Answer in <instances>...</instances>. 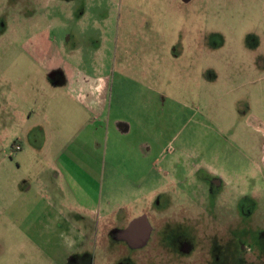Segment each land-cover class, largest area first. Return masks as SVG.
<instances>
[{
	"label": "rangeland",
	"instance_id": "obj_1",
	"mask_svg": "<svg viewBox=\"0 0 264 264\" xmlns=\"http://www.w3.org/2000/svg\"><path fill=\"white\" fill-rule=\"evenodd\" d=\"M206 2L0 0V174L17 179L0 180V239L15 241V264H264V0ZM83 74L109 82L110 130L95 143L112 212L81 225L40 150L22 167L10 158L20 137L46 144L56 120L71 129L83 108L66 84ZM141 216L152 234L137 248L121 235ZM71 224L92 235L72 254L60 238Z\"/></svg>",
	"mask_w": 264,
	"mask_h": 264
},
{
	"label": "crops",
	"instance_id": "obj_2",
	"mask_svg": "<svg viewBox=\"0 0 264 264\" xmlns=\"http://www.w3.org/2000/svg\"><path fill=\"white\" fill-rule=\"evenodd\" d=\"M47 54L50 64H54L56 59H53L50 52H47ZM51 60L53 63H51ZM56 66L59 65L57 64ZM72 77L73 79L66 84V92L70 94V97L74 99V102H77V104L83 108V111L81 112L78 110L79 112L77 113H75V111L74 113H70L68 126H71V129L67 130L64 127L65 125L67 126V121L64 123L63 121L59 120L58 122L56 120L55 125L53 126V128L56 129L50 132V141L46 144L41 141L31 143L30 140H25L24 136L20 137L18 138L15 146L17 148L20 147L21 149L17 151L22 153L18 154L15 159H10L11 161H18L19 167H22L27 163L25 157L23 156L24 153H26L27 157V151L40 150V153L43 154L44 163H47L45 166H42V172H46L49 168L51 170L58 171L64 181L68 182L66 190L67 193L63 194V196L67 195V200H69L72 204L71 207H69L70 211H72L70 214H77L78 223L82 225L83 223H89L91 221V216L94 217L95 215H98L99 219L103 220L104 217L109 216L112 212L111 205L103 208V201L99 197L100 190L97 183L101 180L102 176L105 175L106 168L103 160V145L101 146L99 143H95V137L98 135L97 132L99 133L104 131L107 136L110 130L107 123H105L104 120H101L104 118L105 114V112H102V109L104 108V104L107 103L106 97L108 95L109 82L107 79L103 78H99L97 82L96 80L91 79L88 75L85 76L84 74L79 77ZM96 87H99V89L104 87V90L98 94L96 93L98 91V88ZM47 116L48 114L45 113L44 118H47ZM80 116L84 118V124L78 128V125L81 122H79ZM28 118L31 120L33 118V114H31ZM49 118H51V123H54L52 119L57 117L52 114ZM116 123L118 132L126 133L127 125L121 122ZM36 137H39V134H36ZM112 148L113 146L111 147V150ZM107 149L110 151L109 146H107L106 150ZM9 163V158L0 159V166H6ZM3 174L7 173L5 172ZM3 174H0L1 181L10 183L14 180L13 182H17L16 177L11 181L10 173H8L7 177ZM42 174L37 177L38 183L45 181L44 178H42ZM26 181L27 180H22V182H20L18 180L20 184L23 183L21 189L25 192L32 191L33 184L27 183L25 188ZM7 187L9 191L11 184H8ZM44 188L47 191L49 186L45 185ZM1 189L2 186L0 183V191ZM63 192L65 191L63 190ZM59 203L61 206L63 205V207L66 208L64 205V203H66L65 200H61ZM53 209H55L56 213L58 211V214L60 215L57 219V223H70L65 216L66 214H64L60 208ZM8 210L11 211V214H15L16 212H14L16 209L11 206V204H9ZM91 236V234L87 235V233L82 229L80 230V228H75V225L72 224L69 229H67L66 233L62 232L60 234L61 244L69 249L70 254L75 252L76 249H78L81 244H84ZM6 241L7 240L4 241V239H0V246L2 249L5 248L3 253L0 252V264H15L17 255L14 252H11L12 246L14 247L15 245L10 243L12 240H8V244ZM12 242L15 243V241ZM27 244L38 246L40 249L42 247H40V244L36 243L32 236H28L27 241H22L23 246H26Z\"/></svg>",
	"mask_w": 264,
	"mask_h": 264
},
{
	"label": "flooded vegetation",
	"instance_id": "obj_3",
	"mask_svg": "<svg viewBox=\"0 0 264 264\" xmlns=\"http://www.w3.org/2000/svg\"><path fill=\"white\" fill-rule=\"evenodd\" d=\"M68 1L71 2L73 0H68ZM183 1H185V4H187V3H193L196 0H183ZM226 1L227 0H207L206 4L216 3L217 5H223ZM19 149H21V148L20 147L17 148L16 146L14 147V150H16V151ZM215 182L219 185H222V181L220 182V181H218V179ZM141 217H144L146 219V223L144 225L145 226L144 228L132 229V223H133L132 222L131 224H129L127 229L121 235L122 239H125L127 241V243H129L131 246H134L137 248H142V247L146 246L147 243L149 242L151 234H152L151 226H150V222H149V217L148 216H141ZM141 217H138V218H141ZM173 239H174V241H176V235L173 237ZM103 240L106 241V238H103ZM189 248H190V246H183L182 251L188 252ZM75 252H73V253H75ZM254 257L259 261V262L256 261L255 262L256 264H262L261 262L263 261L262 260L263 257L261 255L255 254Z\"/></svg>",
	"mask_w": 264,
	"mask_h": 264
},
{
	"label": "water",
	"instance_id": "obj_4",
	"mask_svg": "<svg viewBox=\"0 0 264 264\" xmlns=\"http://www.w3.org/2000/svg\"><path fill=\"white\" fill-rule=\"evenodd\" d=\"M145 223H146V219L144 217H141V218H138L136 220L133 221L132 223V229H135V228H144L145 226Z\"/></svg>",
	"mask_w": 264,
	"mask_h": 264
}]
</instances>
